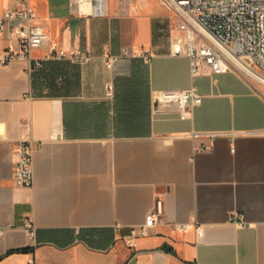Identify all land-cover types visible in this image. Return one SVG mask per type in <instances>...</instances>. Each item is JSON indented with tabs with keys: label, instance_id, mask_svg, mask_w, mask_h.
Segmentation results:
<instances>
[{
	"label": "crops",
	"instance_id": "crops-1",
	"mask_svg": "<svg viewBox=\"0 0 264 264\" xmlns=\"http://www.w3.org/2000/svg\"><path fill=\"white\" fill-rule=\"evenodd\" d=\"M25 6L50 44L0 67V264H264V89L191 74L169 55L176 20L157 0H106L87 17L68 0H0V13ZM190 86V114L153 105L154 91ZM20 139L29 188L12 177ZM156 199L160 220L128 247Z\"/></svg>",
	"mask_w": 264,
	"mask_h": 264
},
{
	"label": "built area",
	"instance_id": "built-area-1",
	"mask_svg": "<svg viewBox=\"0 0 264 264\" xmlns=\"http://www.w3.org/2000/svg\"><path fill=\"white\" fill-rule=\"evenodd\" d=\"M133 1V0H131ZM175 17V33L171 36L169 55L186 57L191 74L206 66L214 75L237 72L248 82L264 88V0H157ZM69 12L77 16H102L106 0H68ZM33 13L28 6L23 9H4L0 13V37L6 32L17 44L0 55V67L12 60L28 58L30 53L50 44L48 35L33 24ZM50 56L74 62L84 60L74 49H62L50 45ZM122 55L127 51L122 49ZM114 57H107L110 67ZM156 109L174 107L182 117L191 113L201 103V96L194 86L185 90H158L152 93ZM208 147H201L205 150ZM30 139L17 142L16 160L13 165V182L18 188H29L33 183ZM162 215V205L156 199L143 224L131 229L127 241L133 247V238L147 235V229L155 225ZM234 216L229 217L233 221ZM243 225V221H237ZM182 231L184 225L173 226ZM0 227V236L4 233ZM197 233H200L198 230ZM26 264H32L29 261Z\"/></svg>",
	"mask_w": 264,
	"mask_h": 264
},
{
	"label": "rangeland",
	"instance_id": "rangeland-1",
	"mask_svg": "<svg viewBox=\"0 0 264 264\" xmlns=\"http://www.w3.org/2000/svg\"><path fill=\"white\" fill-rule=\"evenodd\" d=\"M262 89H264V88H262Z\"/></svg>",
	"mask_w": 264,
	"mask_h": 264
}]
</instances>
